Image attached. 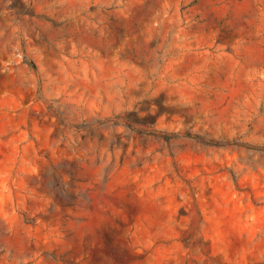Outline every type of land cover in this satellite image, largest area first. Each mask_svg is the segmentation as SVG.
I'll return each mask as SVG.
<instances>
[{
  "label": "rangeland",
  "instance_id": "1",
  "mask_svg": "<svg viewBox=\"0 0 264 264\" xmlns=\"http://www.w3.org/2000/svg\"><path fill=\"white\" fill-rule=\"evenodd\" d=\"M0 264H264V0H0Z\"/></svg>",
  "mask_w": 264,
  "mask_h": 264
}]
</instances>
